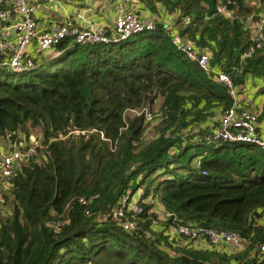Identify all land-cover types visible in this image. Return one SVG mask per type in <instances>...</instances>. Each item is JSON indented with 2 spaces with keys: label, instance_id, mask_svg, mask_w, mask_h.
<instances>
[{
  "label": "trees",
  "instance_id": "trees-1",
  "mask_svg": "<svg viewBox=\"0 0 264 264\" xmlns=\"http://www.w3.org/2000/svg\"><path fill=\"white\" fill-rule=\"evenodd\" d=\"M140 1L176 14L174 32L210 54L213 74L177 49L169 28L111 44L67 41L32 71L0 69V139L37 129L42 141L15 176L12 215L0 217V264H264V152L206 140L234 105L214 73L237 90L264 80L253 30L264 0ZM156 105L151 122L134 115ZM140 188L149 203L135 213L122 202ZM158 205L171 215L161 231ZM171 223L236 233L246 245L171 241Z\"/></svg>",
  "mask_w": 264,
  "mask_h": 264
},
{
  "label": "built area",
  "instance_id": "built-area-1",
  "mask_svg": "<svg viewBox=\"0 0 264 264\" xmlns=\"http://www.w3.org/2000/svg\"><path fill=\"white\" fill-rule=\"evenodd\" d=\"M42 1L51 2L50 0ZM97 1L110 2L113 0ZM114 1L120 5L115 11L113 29L109 30L103 24L89 23L83 30H79L75 27L71 17L67 16L62 23L47 31L39 29L36 21L37 6L34 0H0V69H7L17 74L32 71L41 57L56 51L60 45L67 41L72 42L73 45L111 44L126 41L136 35L157 29L155 20L138 16L135 9L127 5L124 0ZM46 8L48 9V5ZM217 12L227 18L233 16V13L229 12L223 3H219ZM185 22L189 23L190 19L186 18ZM168 28L177 49L190 61L198 64L205 73L213 74L210 54L174 32L177 29L173 25ZM253 30H255L256 41L264 43V9L259 21L253 24ZM253 52L254 49L251 48L247 56H251ZM213 77L228 89L234 100V105L218 117V123L212 122L207 126L206 140L210 143L226 142L247 145L264 152V138L259 132L261 112L249 111L239 105V91L227 73L217 72ZM140 116H143L146 122L153 120L150 111H143ZM93 133L96 131L74 132L75 135L84 136ZM101 137L107 141L103 134ZM41 147V139L34 134L29 137L21 133L9 134L6 139H0V217L12 215L15 176L23 163L36 159ZM136 193L133 194L132 199L129 200L127 197L123 200L122 205L128 207L130 211L141 213V209L138 207L139 203H146L149 200H143V194L138 199H134ZM162 214L165 221L157 220L155 222L159 231L163 230L164 225L171 217L166 211ZM123 215L122 208L113 217L115 220H119ZM124 228L131 230L134 225L127 221ZM165 235L171 241L177 240L182 243L205 241L208 247L223 246L233 251L241 250L246 245V241L236 233L173 223L167 226ZM257 252L261 258H264V244L258 246Z\"/></svg>",
  "mask_w": 264,
  "mask_h": 264
},
{
  "label": "crops",
  "instance_id": "crops-1",
  "mask_svg": "<svg viewBox=\"0 0 264 264\" xmlns=\"http://www.w3.org/2000/svg\"><path fill=\"white\" fill-rule=\"evenodd\" d=\"M34 0L37 6L36 21L40 30H52L56 25L62 23L67 16H70L74 25L79 30H83L89 23L103 24L109 30L113 29L115 22V11L120 5L117 1L100 2L97 0ZM127 5L135 9L138 16L148 17L167 26L173 25L177 15L169 13L164 7L159 5V14L151 13L140 0H124ZM48 5V9L46 6ZM52 51L44 56L50 58L54 56ZM60 53V52H58ZM43 56V57H44ZM45 58H43L44 60ZM42 57L39 59L41 63ZM264 85L262 79L247 80V83L239 89V105L249 111H260L264 114V94L260 89ZM260 134L264 138V117L260 121ZM198 247L206 248L205 241H196Z\"/></svg>",
  "mask_w": 264,
  "mask_h": 264
},
{
  "label": "rangeland",
  "instance_id": "rangeland-1",
  "mask_svg": "<svg viewBox=\"0 0 264 264\" xmlns=\"http://www.w3.org/2000/svg\"><path fill=\"white\" fill-rule=\"evenodd\" d=\"M55 55V54H54ZM241 91H242V89H240ZM158 105H156L155 107H153L152 109L153 110H150V112H152L153 111V113H156L157 111H158ZM140 113L141 112H137V113H135L134 115L137 117V116H140ZM157 123V121H155V122H153V123H151L152 125L151 126H154L155 124ZM216 123H218V121H216L214 124H216ZM151 129H152V127H150V131H151ZM32 133L33 134H35V135H37V136H41L40 135V131H37V129H32ZM150 136L152 135V133L151 134H149ZM193 165H195V163L193 162ZM183 172V171H182ZM161 173H163V171L161 172ZM142 194H143V189H139L138 190V192L136 193V195L134 196V199H138V197L141 195L142 196ZM149 197H152V196H149ZM146 203H149L148 201L146 202ZM156 211V216H157V218H158V221H160V222H162V221H165L164 219H163V214L162 213H165V209L161 206V205H158V207L155 209Z\"/></svg>",
  "mask_w": 264,
  "mask_h": 264
},
{
  "label": "water",
  "instance_id": "water-1",
  "mask_svg": "<svg viewBox=\"0 0 264 264\" xmlns=\"http://www.w3.org/2000/svg\"><path fill=\"white\" fill-rule=\"evenodd\" d=\"M156 28H158V29H162V28H168V26L167 25H164V24H161V23H157V25H156ZM55 55L53 56V57H57V56H59L61 53H54ZM17 172V171H16Z\"/></svg>",
  "mask_w": 264,
  "mask_h": 264
}]
</instances>
